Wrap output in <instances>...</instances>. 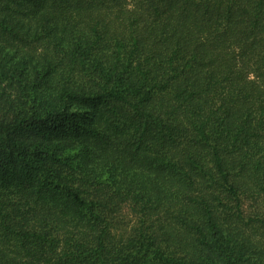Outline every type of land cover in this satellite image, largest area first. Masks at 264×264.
<instances>
[{
  "label": "trees",
  "instance_id": "1",
  "mask_svg": "<svg viewBox=\"0 0 264 264\" xmlns=\"http://www.w3.org/2000/svg\"><path fill=\"white\" fill-rule=\"evenodd\" d=\"M0 264H264V0H0Z\"/></svg>",
  "mask_w": 264,
  "mask_h": 264
}]
</instances>
